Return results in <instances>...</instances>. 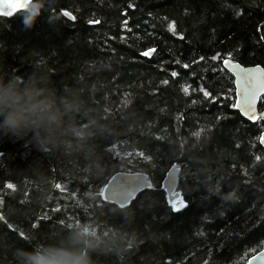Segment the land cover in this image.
Segmentation results:
<instances>
[{
	"label": "trees",
	"instance_id": "trees-1",
	"mask_svg": "<svg viewBox=\"0 0 264 264\" xmlns=\"http://www.w3.org/2000/svg\"><path fill=\"white\" fill-rule=\"evenodd\" d=\"M45 3L49 12L30 26L25 12L0 17L3 90L29 107L53 99L63 121L48 139L43 129L11 128L12 107L0 111V264L57 255L248 264L264 250V165L253 159L264 162V122L231 107L234 78L222 59L264 68V0H38L32 15ZM148 48L156 51L141 55ZM173 166L186 201L179 211L162 189ZM119 172L153 184L131 210L103 197ZM149 199L151 208L140 207Z\"/></svg>",
	"mask_w": 264,
	"mask_h": 264
},
{
	"label": "snow or ice",
	"instance_id": "snow-or-ice-1",
	"mask_svg": "<svg viewBox=\"0 0 264 264\" xmlns=\"http://www.w3.org/2000/svg\"><path fill=\"white\" fill-rule=\"evenodd\" d=\"M36 2H38V0H31V3H36ZM26 5H29V0H0V15L11 17L13 16L14 13H16L19 10H25V14L27 15L30 5L29 7H26ZM129 7H131V5H129ZM49 10H50L49 5L45 3V6L40 10L39 17L47 15ZM239 14L240 13H237V15ZM63 15L65 17H70L73 20L75 19V17L70 16V13L68 11H63ZM23 24L25 25L24 19H23ZM261 39H264V37H261ZM155 51H156L155 48H148L146 51L142 52L141 55L148 57L151 54H153ZM228 55L231 56V53H229ZM203 59L204 57H200V60H203ZM218 59H221L219 54L211 57V60L213 61H216ZM176 63L179 64L180 61L177 60ZM222 63L225 66V69L232 68V67H235L236 69H238V80L236 81V84H237L236 96L239 98L231 105V107L234 109H238L242 113L243 116L247 117V119L249 121H252L253 123H255L257 120L264 121V115L257 116L256 114L257 112L256 105L258 103V97H264V69H261L259 66L255 68H251V69L244 68V67H241L238 63L236 64L232 63L230 59H222ZM188 67H189L188 64L183 65V68L185 69H187ZM177 75L178 73L176 71L171 72V77H177ZM162 83L167 84L168 81L164 80L162 81ZM183 91L185 93H188V88L187 87L183 88ZM201 91L203 92L204 97L212 98L213 100L215 99V97L212 96L211 92L204 91L203 89H201ZM192 103L195 104L196 101L193 100ZM222 119H224V117H220V116L216 117L217 122H219ZM204 130H205L204 128H201L199 131L195 133V135L199 137ZM259 143L261 146H264V133H262L259 136ZM235 147L240 148V144H236ZM253 147H255V145H253ZM142 155H144V153H142ZM253 159L255 162H261L262 165H264V162H262L261 155L253 154ZM173 167H176L178 169V166H173ZM235 167L236 165L233 164V168ZM241 167H243V165H241ZM243 175L245 177L249 175L248 170L246 168L243 170ZM245 182L247 183V181ZM7 187L12 188L13 185L8 184ZM98 191H102V187ZM185 191L186 192L189 191L187 189L186 184H185ZM112 192L114 194V197H113L114 205L121 208L122 210L132 209L129 206L130 202H128L127 205L123 204V201H126V200L123 198L121 193L114 191L113 189H112ZM172 195L173 197H175V199H169L168 203L170 204L171 209L173 211H179L181 208L186 207V201L180 193L173 192ZM105 203H108V201L105 200ZM153 204H154V201L149 199L146 202H142L140 204V207L146 206L147 208H151ZM53 211H59V209H53ZM221 215H223V213H221ZM262 219H264V217H262ZM36 226H37L36 224L32 225L33 228H35ZM8 227L12 228V225L9 224ZM199 234L203 235L202 232ZM19 235L22 238L26 239L23 232H20ZM260 258L264 260V253L261 254ZM255 259L256 257L254 256L251 264H254ZM169 264H171L170 261H169Z\"/></svg>",
	"mask_w": 264,
	"mask_h": 264
},
{
	"label": "clouds",
	"instance_id": "clouds-1",
	"mask_svg": "<svg viewBox=\"0 0 264 264\" xmlns=\"http://www.w3.org/2000/svg\"><path fill=\"white\" fill-rule=\"evenodd\" d=\"M39 15V12H37L36 15H32V10L29 8L28 14L24 17L25 25L30 26L34 24ZM0 90H2V94H0V111L9 107L14 109L6 117V123L11 128L14 130L24 127L30 129H43L49 133L48 139H52L55 136L57 128L63 123V121L62 113L56 109L55 101L53 99L48 98L29 107L27 105L16 104L14 100H10V89L3 90V86L0 85ZM36 95H39V93L34 92L31 94L33 98ZM37 135H40V133H37ZM232 199H234V193L228 195L227 202L230 203ZM44 264H90V262L86 256H82L78 261L74 262L57 255L53 259L44 262Z\"/></svg>",
	"mask_w": 264,
	"mask_h": 264
},
{
	"label": "water",
	"instance_id": "water-1",
	"mask_svg": "<svg viewBox=\"0 0 264 264\" xmlns=\"http://www.w3.org/2000/svg\"><path fill=\"white\" fill-rule=\"evenodd\" d=\"M31 4H32L31 0H29L30 7H31ZM29 5H26V7H29ZM23 12H25V10H19L16 13H14L13 16H11V17H6V16H2V15H0V17L5 18V19H10V18L14 17L16 14L23 13ZM232 63L236 64V62H232ZM239 65L241 67L249 68V69L257 67V66H247L246 67V66H243L241 64H239ZM223 67L225 69L224 65H223ZM259 67L261 69H264L262 66H259ZM225 70L228 71L234 78L235 98L237 100L239 98L236 96V88H237L236 81L238 80V69H236L235 67H232V68H227ZM263 98L264 97H258V103L256 105L257 116L264 115V109H262V110L260 109V104H261ZM236 111L240 114V116L242 118L249 121L247 119V117L243 116L242 113L238 109H236ZM259 121L260 120H257L255 123H253L252 121H249V122L251 124H256ZM262 122H264V121H262ZM262 147L264 148V146H262ZM179 179H180L179 168L177 169L176 167H172L169 170V172L167 173L166 178L163 182V186H162V189L168 195V199H175V197H173L172 194H173V192H177ZM150 184H151V186H150ZM112 189L114 191H117V192L122 194L123 198L126 200V201H123V204L127 205L128 202H130V204L132 202H134L142 192H145L147 190H152L153 184L150 181L149 176L145 173H142V172H138V173L119 172V173H116L113 176V178L109 181V183L107 184V186L105 187V189L103 191L104 200H107L108 203L114 205V199H113L114 194L112 192ZM262 253H264V250H262L257 255H255L256 259L254 261V264H264V260H262L260 258ZM252 259L253 258H251L249 260L248 264H251ZM46 261H49V260L48 259H42L39 261V264H44V262H46Z\"/></svg>",
	"mask_w": 264,
	"mask_h": 264
}]
</instances>
